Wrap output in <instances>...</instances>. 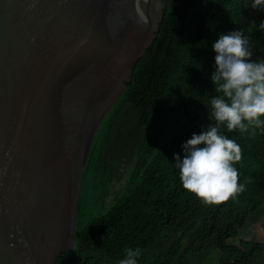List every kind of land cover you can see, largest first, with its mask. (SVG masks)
Returning a JSON list of instances; mask_svg holds the SVG:
<instances>
[{
  "label": "trees",
  "instance_id": "trees-1",
  "mask_svg": "<svg viewBox=\"0 0 264 264\" xmlns=\"http://www.w3.org/2000/svg\"><path fill=\"white\" fill-rule=\"evenodd\" d=\"M160 2L163 21L155 42L96 130L75 249L60 260L118 264L126 248H140L138 264H264V244L246 232L253 215L264 214V125L250 134L220 129L241 147L235 167L245 188L234 197L202 203L181 187L173 166V154L183 157L182 143L215 123L212 43L220 33L243 30L250 36L252 59H264V33L258 30L264 11L248 7L250 0ZM121 164L130 170L129 181L105 212L99 189L105 193ZM96 189L98 205L90 207Z\"/></svg>",
  "mask_w": 264,
  "mask_h": 264
},
{
  "label": "water",
  "instance_id": "water-1",
  "mask_svg": "<svg viewBox=\"0 0 264 264\" xmlns=\"http://www.w3.org/2000/svg\"><path fill=\"white\" fill-rule=\"evenodd\" d=\"M153 4L160 0H0V264H57L74 251L94 136L119 97L91 126L101 104L86 114L80 88L100 54L109 53L108 67L124 53L140 17L153 29L133 67L146 56L163 21L154 24ZM70 146L80 153L71 161Z\"/></svg>",
  "mask_w": 264,
  "mask_h": 264
},
{
  "label": "clouds",
  "instance_id": "clouds-1",
  "mask_svg": "<svg viewBox=\"0 0 264 264\" xmlns=\"http://www.w3.org/2000/svg\"><path fill=\"white\" fill-rule=\"evenodd\" d=\"M248 7L264 11V0H250ZM258 30L264 33V21ZM211 49L214 71L210 80L217 95L211 96L210 107L215 123L202 126L199 134L193 133L182 143V158L173 154L181 187L205 204L220 203L245 188L238 182L235 167L241 147L221 127L250 134L264 125V59H252L249 34L243 30L220 33ZM124 253L118 264H138L140 248H126Z\"/></svg>",
  "mask_w": 264,
  "mask_h": 264
},
{
  "label": "flooded vegetation",
  "instance_id": "flooded-vegetation-1",
  "mask_svg": "<svg viewBox=\"0 0 264 264\" xmlns=\"http://www.w3.org/2000/svg\"><path fill=\"white\" fill-rule=\"evenodd\" d=\"M162 10V6L153 4L151 13L153 15L154 24H156L159 18L158 16L162 14ZM150 25L152 24L149 23V20H145L144 17H140L138 23L135 22V32L132 34L129 46L124 50V53L119 55L118 59H112L111 66L108 67L106 66L105 61H101V59H104L109 53L100 54L96 66L91 68L90 84L87 82V84L83 83L80 88L83 91H88V96L85 100H83L84 97L81 96V106L82 109L83 107L86 109V114L90 112L89 104L92 105V107L96 103L101 104L100 107L94 111V115L90 116L91 126L95 124L98 117L103 114L108 105H110L111 102L119 96L118 100L114 103L115 105L126 91V84L130 83L135 61L142 55L144 49H147L145 46L151 42L150 38L153 27ZM98 69H105V72L100 74ZM77 115L80 114H75L72 119L73 124L77 121ZM72 129L71 140L76 141L77 130L73 127ZM83 151L84 145L82 144L80 146V152ZM77 153H79L77 148L72 151V147L70 146L68 159H70V161L73 160L74 155ZM60 259L57 264H66V260L61 261Z\"/></svg>",
  "mask_w": 264,
  "mask_h": 264
},
{
  "label": "rangeland",
  "instance_id": "rangeland-1",
  "mask_svg": "<svg viewBox=\"0 0 264 264\" xmlns=\"http://www.w3.org/2000/svg\"><path fill=\"white\" fill-rule=\"evenodd\" d=\"M160 5L163 7L161 2H160ZM129 177H130L129 168L127 167V165L121 164L119 173L112 180L111 184L107 187L105 193H101L103 192V188L99 189V193L101 194V197L105 198V201H104L105 202L104 204L105 212H108L111 205L116 202L118 196L125 190V187L127 186V183L129 181ZM97 192H98V189L94 190V194L92 195L89 201L90 207L94 206L95 204L98 205V203H95L96 197L98 195ZM99 209H100V205H99L98 210ZM246 232H248L247 233L248 239L250 240L256 239L257 241L264 244V214L263 215L261 214L253 215V226L249 228L248 230H246ZM158 254L162 255L163 253H158Z\"/></svg>",
  "mask_w": 264,
  "mask_h": 264
}]
</instances>
